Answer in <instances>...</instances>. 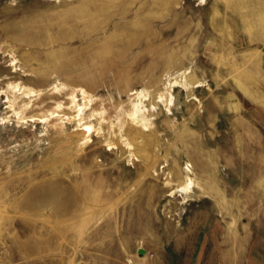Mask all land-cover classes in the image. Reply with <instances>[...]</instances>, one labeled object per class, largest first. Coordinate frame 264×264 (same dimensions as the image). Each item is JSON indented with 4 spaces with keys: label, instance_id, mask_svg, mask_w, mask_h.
<instances>
[{
    "label": "rangeland",
    "instance_id": "374dc122",
    "mask_svg": "<svg viewBox=\"0 0 264 264\" xmlns=\"http://www.w3.org/2000/svg\"><path fill=\"white\" fill-rule=\"evenodd\" d=\"M256 2L0 0V264H264Z\"/></svg>",
    "mask_w": 264,
    "mask_h": 264
},
{
    "label": "crops",
    "instance_id": "0c3cea01",
    "mask_svg": "<svg viewBox=\"0 0 264 264\" xmlns=\"http://www.w3.org/2000/svg\"><path fill=\"white\" fill-rule=\"evenodd\" d=\"M264 2V0H263ZM257 7V2L254 4V9H258L256 12H252L251 14H247L249 20L251 19V23L256 27V30L253 31L252 36L247 35V43L249 44H257V46H253V49L258 50L257 52L254 53V61L252 65V72L257 74L256 81H258V84L262 81H264V70H263V75L261 76V70H260V59L261 55H263V60H264V3L261 4V8H256ZM239 32H247L245 29L240 28L238 30ZM262 78H261V77ZM258 84H253V92L248 91V94L257 102L260 104L263 109H264V91L259 90Z\"/></svg>",
    "mask_w": 264,
    "mask_h": 264
}]
</instances>
